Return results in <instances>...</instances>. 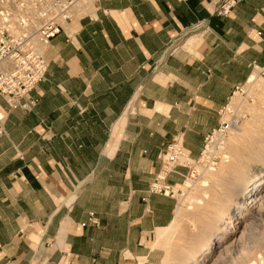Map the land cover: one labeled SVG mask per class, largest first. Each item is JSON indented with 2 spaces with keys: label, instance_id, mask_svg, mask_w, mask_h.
<instances>
[{
  "label": "crops",
  "instance_id": "obj_1",
  "mask_svg": "<svg viewBox=\"0 0 264 264\" xmlns=\"http://www.w3.org/2000/svg\"><path fill=\"white\" fill-rule=\"evenodd\" d=\"M47 58L0 140V264H161L178 200L150 192L160 155L178 140L199 158L264 64V0L226 19L206 0H97Z\"/></svg>",
  "mask_w": 264,
  "mask_h": 264
},
{
  "label": "rangeland",
  "instance_id": "obj_2",
  "mask_svg": "<svg viewBox=\"0 0 264 264\" xmlns=\"http://www.w3.org/2000/svg\"><path fill=\"white\" fill-rule=\"evenodd\" d=\"M93 5L94 0H84L79 9L86 7V13ZM240 89L230 98L224 117L220 116L222 122L206 140L201 156L184 168L188 173L181 186L172 189L178 200L177 214L160 241L161 264H188L194 252L202 256L206 242L216 239L233 218L223 215L228 204L232 213H243L245 219L214 250L207 264H264V180L257 181L264 175V132H260L264 126V86L260 84L258 90L245 84ZM230 107L237 110L234 115L243 123L232 135L222 128V123L235 117L228 112ZM248 130L251 132L246 135Z\"/></svg>",
  "mask_w": 264,
  "mask_h": 264
},
{
  "label": "built area",
  "instance_id": "obj_3",
  "mask_svg": "<svg viewBox=\"0 0 264 264\" xmlns=\"http://www.w3.org/2000/svg\"><path fill=\"white\" fill-rule=\"evenodd\" d=\"M242 1L206 0L215 8V15L225 19ZM80 5H84V0H0V140L7 137L8 113H31L38 105L33 93L47 78V52L55 38L85 15L87 9H79ZM255 70L264 84V64L253 65L252 71ZM225 110L220 111V116L224 117ZM234 120L239 119L234 117L229 122ZM229 122L222 123L228 133ZM189 161L182 143L173 140L160 155V172L150 192L173 196V188L166 180L178 169L187 168Z\"/></svg>",
  "mask_w": 264,
  "mask_h": 264
},
{
  "label": "bare ground",
  "instance_id": "obj_4",
  "mask_svg": "<svg viewBox=\"0 0 264 264\" xmlns=\"http://www.w3.org/2000/svg\"><path fill=\"white\" fill-rule=\"evenodd\" d=\"M86 7L88 6L87 3H85ZM255 73V76L254 74L248 79L246 85L248 84V87L250 89H253V88H258V90L260 89V84H263V82L261 81L260 77H259V74L257 72V70L254 71ZM260 82V83H259ZM264 86V84H263ZM261 102L264 104V99L261 100ZM231 109V112H232V115L238 113L236 109H233L232 107H230ZM264 111V110H263ZM262 112V111H261ZM235 117H237L236 115H234ZM237 119H239L237 117ZM230 123V131L231 132V135L232 133H234V131L236 132L237 129L239 127H241V125L243 124L241 122V120H234L232 123ZM250 130L246 131V135H249L250 134ZM261 133L264 132V126H263V129L260 130ZM256 141V140H255ZM258 143H261L260 140L257 141ZM256 143V144H258ZM254 145V144H253ZM256 148H254L255 150ZM223 150V148H222ZM257 150V149H256ZM260 152V151H259ZM257 159H259L261 156H256ZM254 160V159H253ZM210 169V168H208ZM259 178V177H258ZM264 180V175H262L257 181H259V183ZM256 183V182H254ZM258 187V185H257ZM254 189V188H253ZM243 190V183H241V185H239V189H238V193L241 194ZM252 192V191H251ZM245 206V204H244ZM245 208H249L246 204ZM231 209H232V205L231 204H228L224 211H223V215L225 217H229V216H233V218H231V220L229 221L228 225L226 227H224L223 229H220L222 230V232L218 235H216V239L214 240H208L204 246V250L202 251L203 255L201 256H198V252H194L193 255L191 256V258L188 260V264H197L198 262L201 263V264H207L208 261L210 260V256L213 254L214 250L216 248H219L221 247V244H223L227 239H228V236L233 233V231L235 230V226L238 225L239 223L243 222L244 219H245V215L243 213H238V214H234L231 212Z\"/></svg>",
  "mask_w": 264,
  "mask_h": 264
}]
</instances>
